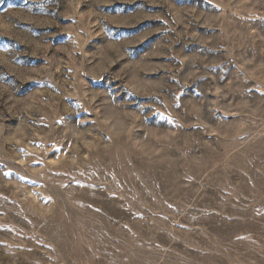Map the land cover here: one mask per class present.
<instances>
[{"label": "rangeland", "instance_id": "374dc122", "mask_svg": "<svg viewBox=\"0 0 264 264\" xmlns=\"http://www.w3.org/2000/svg\"><path fill=\"white\" fill-rule=\"evenodd\" d=\"M0 264H264V0H2Z\"/></svg>", "mask_w": 264, "mask_h": 264}, {"label": "snow or ice", "instance_id": "6c2138e0", "mask_svg": "<svg viewBox=\"0 0 264 264\" xmlns=\"http://www.w3.org/2000/svg\"><path fill=\"white\" fill-rule=\"evenodd\" d=\"M0 2H2V0H0Z\"/></svg>", "mask_w": 264, "mask_h": 264}]
</instances>
